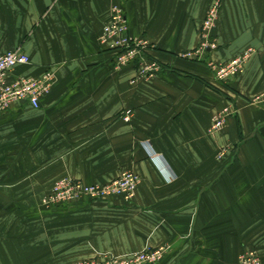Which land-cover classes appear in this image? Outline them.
Wrapping results in <instances>:
<instances>
[{"label": "crops", "instance_id": "crops-1", "mask_svg": "<svg viewBox=\"0 0 264 264\" xmlns=\"http://www.w3.org/2000/svg\"><path fill=\"white\" fill-rule=\"evenodd\" d=\"M212 1L0 0V52L20 48L30 59L7 81L55 74L38 108L21 101L0 113V264H72L162 245L157 264H240L245 248L264 264V0H221L215 47L181 59L199 46ZM115 4L130 33L151 43L156 77L132 83L135 67L116 69L99 43ZM247 48L229 80L207 65ZM225 106L235 113L210 132ZM127 170L141 178L130 200L43 204L62 177L105 184Z\"/></svg>", "mask_w": 264, "mask_h": 264}, {"label": "built area", "instance_id": "built-area-1", "mask_svg": "<svg viewBox=\"0 0 264 264\" xmlns=\"http://www.w3.org/2000/svg\"><path fill=\"white\" fill-rule=\"evenodd\" d=\"M217 0L207 9L200 29L201 42L196 48L179 53V57L188 60H201L208 48L215 47L212 39V29L217 20ZM101 45L115 52V67L127 65L135 67V76L131 80H150L161 71V64L147 56L150 42L144 37L133 36L129 31L125 14L119 5L110 8V21L107 23L98 38ZM251 54L246 49L239 56L225 61H207V65L219 80H229L239 74L245 61ZM29 56L20 48L0 52V113L7 110L13 103L25 101L31 107L38 108L40 98L51 89L54 74L47 71L39 78L19 77L11 82L7 81L8 74L17 65L28 64ZM260 98L254 101L259 102ZM131 110H125L124 120L128 121ZM235 113L230 106L221 108L213 117L210 132L221 130L227 120ZM141 182L140 176L131 170L124 171L118 178L105 184H85L81 180L71 177H62L54 182L43 203L47 206L68 203L79 199H104L111 196H120L126 200L134 197ZM167 246L146 248L129 256L91 257L75 262L74 264H157ZM240 264H262L261 257L255 248H245L239 254Z\"/></svg>", "mask_w": 264, "mask_h": 264}, {"label": "rangeland", "instance_id": "rangeland-1", "mask_svg": "<svg viewBox=\"0 0 264 264\" xmlns=\"http://www.w3.org/2000/svg\"><path fill=\"white\" fill-rule=\"evenodd\" d=\"M216 0H213L210 4H209V6L207 7V9L211 6V4H213L214 2H215ZM217 2H219L218 3V7H217V20H216V22H215V27L212 29V32H211V34H212V39H214L215 40V38H214V30H215V28H216V25H217V21H218V19H219V16H220V13H221V8H222V2H221V0H217ZM121 7V6H120ZM123 10V9H122ZM124 12V11H123ZM206 12H207V10H206ZM206 12H205V15H206ZM204 18H205V16H204ZM204 18H203V20H204ZM203 20H202V22H203ZM109 21H110V19H109ZM109 21L107 22V23H109ZM127 21V20H126ZM106 23V24H107ZM106 24H104V26L106 25ZM202 24V23H201ZM104 26L102 27V30H103V28H104ZM201 26L202 25H200V27H199V32H200V29H201ZM102 30H101V32H100V34H99V36L101 35V33H102ZM99 36L97 37V38H99ZM199 36H200V33H199ZM146 39V38H145ZM200 42H201V36H200ZM200 44V43H199ZM102 46H104V45H102ZM104 47H106V46H104ZM107 48V47H106ZM214 48V47H213ZM213 48H208V49H206V51H205V54H207V52H208V50H210V49H213ZM107 49H109V48H107ZM247 49H250L251 50V54H252V52H253V49L252 48H247ZM110 50V49H109ZM111 51V50H110ZM111 52H113V51H111ZM114 54H115V52H113ZM241 54V53H240ZM250 54V55H251ZM237 56H239V54L238 55H236V56H234V57H232V58H230L229 60H231V59H233V58H235V57H237ZM182 59V58H181ZM185 60H188V59H185ZM196 61H199V60H196ZM228 61V60H227ZM225 62V61H224ZM246 62V61H245ZM245 64V63H244ZM54 74V73H53ZM55 75V74H54ZM54 81H55V76H54ZM54 81H53V83H54ZM53 83H52V85H53ZM52 87V86H51ZM49 92H50V90H49ZM49 92H47V93H49ZM46 93V94H47ZM44 96V95H43ZM42 98V97H41ZM41 98H40V100H41ZM124 118V117H123ZM130 119V118H129ZM129 121V120H128ZM223 155H224V152H219V155H218V158L220 159V158H222L223 157ZM136 194V193H135ZM135 196V195H134ZM44 204V203H43ZM45 205V204H44ZM58 205H60V204H58ZM52 206H55V205H52ZM45 207H50V206H47V205H45ZM127 256H129V255H127ZM126 256V257H127ZM118 257H125V256H118ZM80 261V260H79ZM76 262H78V261H76ZM75 262H73L72 264H74ZM263 264V263H262Z\"/></svg>", "mask_w": 264, "mask_h": 264}, {"label": "trees", "instance_id": "trees-1", "mask_svg": "<svg viewBox=\"0 0 264 264\" xmlns=\"http://www.w3.org/2000/svg\"><path fill=\"white\" fill-rule=\"evenodd\" d=\"M112 51V50H111ZM151 59H153V58H151Z\"/></svg>", "mask_w": 264, "mask_h": 264}]
</instances>
